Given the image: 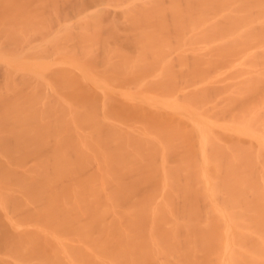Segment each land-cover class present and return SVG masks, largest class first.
<instances>
[{"label":"bare ground","instance_id":"obj_1","mask_svg":"<svg viewBox=\"0 0 264 264\" xmlns=\"http://www.w3.org/2000/svg\"><path fill=\"white\" fill-rule=\"evenodd\" d=\"M0 264H264V0H0Z\"/></svg>","mask_w":264,"mask_h":264}]
</instances>
